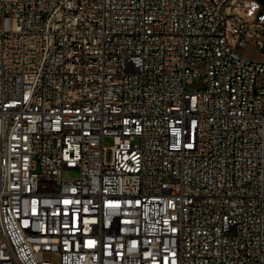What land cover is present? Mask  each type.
Returning a JSON list of instances; mask_svg holds the SVG:
<instances>
[{
	"label": "built area",
	"instance_id": "1",
	"mask_svg": "<svg viewBox=\"0 0 264 264\" xmlns=\"http://www.w3.org/2000/svg\"><path fill=\"white\" fill-rule=\"evenodd\" d=\"M250 46L264 0H0V264H264Z\"/></svg>",
	"mask_w": 264,
	"mask_h": 264
},
{
	"label": "rangeland",
	"instance_id": "2",
	"mask_svg": "<svg viewBox=\"0 0 264 264\" xmlns=\"http://www.w3.org/2000/svg\"><path fill=\"white\" fill-rule=\"evenodd\" d=\"M245 56L249 59H253V60H263L264 59V55L263 53H261L260 51L257 50V48H255L254 46H250L246 51H245ZM205 78V71L204 69H200V74L199 77L197 79L194 80L193 84L188 86V90L191 91H197L198 89L203 88V80ZM107 144H109V146L112 145V141L111 140H107ZM110 154L111 152L109 151L107 154V158L108 161H110ZM64 177L66 179H77L79 177V172L78 171H64Z\"/></svg>",
	"mask_w": 264,
	"mask_h": 264
}]
</instances>
